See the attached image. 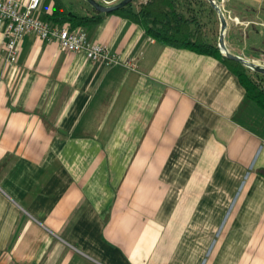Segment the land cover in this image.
<instances>
[{"label":"crops","instance_id":"crops-1","mask_svg":"<svg viewBox=\"0 0 264 264\" xmlns=\"http://www.w3.org/2000/svg\"><path fill=\"white\" fill-rule=\"evenodd\" d=\"M66 2L102 15L85 29L121 61L29 34L8 64L0 25V264H264V113L238 76ZM224 8L258 53L264 0Z\"/></svg>","mask_w":264,"mask_h":264},{"label":"trees","instance_id":"trees-1","mask_svg":"<svg viewBox=\"0 0 264 264\" xmlns=\"http://www.w3.org/2000/svg\"><path fill=\"white\" fill-rule=\"evenodd\" d=\"M208 3L206 0L204 1ZM193 0H148L134 7V2L113 12L135 23L143 25L148 34L159 42L180 48H190L196 52L211 55L224 62L239 78L246 89L249 100L264 110V84L260 73L251 74L241 62L225 57L217 42L209 38L201 28V20L193 15ZM205 3V5H206ZM204 3L200 4L202 7ZM208 8L216 12L209 4ZM102 15H82L72 10L66 0H54L53 13L47 17L55 26L68 25L72 29L97 24Z\"/></svg>","mask_w":264,"mask_h":264},{"label":"built area","instance_id":"built-area-1","mask_svg":"<svg viewBox=\"0 0 264 264\" xmlns=\"http://www.w3.org/2000/svg\"><path fill=\"white\" fill-rule=\"evenodd\" d=\"M42 1L29 0L24 4L20 0H0V25L5 26L4 51L8 64L18 61L20 44L29 34H35L46 43L58 42L68 51L85 53L94 62L106 65L120 63L119 55L113 53L107 45L93 42L85 28L55 26L39 17L37 11ZM222 6L224 8V0Z\"/></svg>","mask_w":264,"mask_h":264},{"label":"rangeland","instance_id":"rangeland-1","mask_svg":"<svg viewBox=\"0 0 264 264\" xmlns=\"http://www.w3.org/2000/svg\"><path fill=\"white\" fill-rule=\"evenodd\" d=\"M193 1H195V3L192 6L194 9H197V7L200 8L201 3H206V2H204L205 0H193ZM142 2H143V0H135L134 1L136 9H138V7H139L138 5H141ZM206 7H208V3H206ZM203 14L200 15V17L204 16V20H203L204 25L202 24L201 28L209 38H211L214 42H217V44H218L219 43V36H220V28H221L219 16H218L217 12L212 11V9L210 10V8H206V10H205V12H203ZM229 16L230 15L228 14L227 18ZM231 22H232V19L229 17V23H231ZM232 23H234L233 29H236V27H237V29L239 30L238 27L241 25V23L235 22V21ZM262 27H264V25ZM227 40L233 42L234 45L231 42V44L233 45V46L231 45V47H233L235 49V51H239V52L243 53L244 54L243 57H245L249 60H252L256 63L264 65V45L259 46L258 53H253L250 51L249 48L246 47L249 39L246 38L245 35L238 34V36H236V37L234 36V37L230 38L226 34V41ZM260 40L264 41V38H261ZM229 49H230V47H229ZM250 73L255 74L256 72L250 69ZM261 80L264 83V75H263V78H261ZM259 111L264 113L263 109H260Z\"/></svg>","mask_w":264,"mask_h":264},{"label":"water","instance_id":"water-1","mask_svg":"<svg viewBox=\"0 0 264 264\" xmlns=\"http://www.w3.org/2000/svg\"><path fill=\"white\" fill-rule=\"evenodd\" d=\"M86 1L89 4H91L98 12L103 13V14H110L117 10L125 8L129 4L133 3L135 0H121L115 4H105L99 0H86ZM207 1L211 5V7L217 12L219 19H220L221 28H220L218 46L222 54L225 57L241 62L243 65L255 71L256 73H260L264 75V65L263 64L256 63L241 55L235 54L229 49V47L227 46V42H226V34L229 28V20L227 18L225 10L222 4L219 3L217 0H207Z\"/></svg>","mask_w":264,"mask_h":264}]
</instances>
